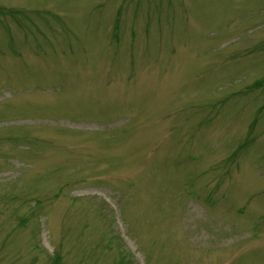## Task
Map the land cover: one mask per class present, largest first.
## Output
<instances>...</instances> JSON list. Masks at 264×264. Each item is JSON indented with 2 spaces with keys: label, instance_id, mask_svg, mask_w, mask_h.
<instances>
[{
  "label": "rangeland",
  "instance_id": "374dc122",
  "mask_svg": "<svg viewBox=\"0 0 264 264\" xmlns=\"http://www.w3.org/2000/svg\"><path fill=\"white\" fill-rule=\"evenodd\" d=\"M0 264H264V0H0Z\"/></svg>",
  "mask_w": 264,
  "mask_h": 264
}]
</instances>
